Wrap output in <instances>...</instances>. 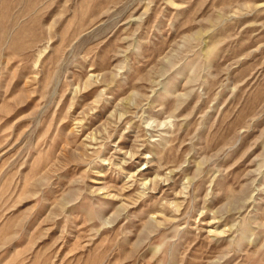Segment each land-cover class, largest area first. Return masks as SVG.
Wrapping results in <instances>:
<instances>
[{
	"label": "rangeland",
	"instance_id": "374dc122",
	"mask_svg": "<svg viewBox=\"0 0 264 264\" xmlns=\"http://www.w3.org/2000/svg\"><path fill=\"white\" fill-rule=\"evenodd\" d=\"M0 264H264V0H0Z\"/></svg>",
	"mask_w": 264,
	"mask_h": 264
}]
</instances>
